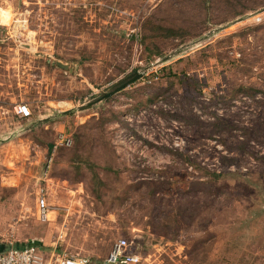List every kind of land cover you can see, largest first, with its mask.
I'll return each mask as SVG.
<instances>
[{"label": "rangeland", "instance_id": "374dc122", "mask_svg": "<svg viewBox=\"0 0 264 264\" xmlns=\"http://www.w3.org/2000/svg\"><path fill=\"white\" fill-rule=\"evenodd\" d=\"M117 241L264 264V0H0V243L108 264Z\"/></svg>", "mask_w": 264, "mask_h": 264}, {"label": "built area", "instance_id": "2783aa9c", "mask_svg": "<svg viewBox=\"0 0 264 264\" xmlns=\"http://www.w3.org/2000/svg\"><path fill=\"white\" fill-rule=\"evenodd\" d=\"M14 111L22 118L30 116L29 109L23 104L17 105ZM71 142L69 136L59 135V145L69 146ZM37 209L41 219L46 220L48 213L43 194L38 195ZM138 262L137 256L127 252L125 241H117L107 259L108 264H137ZM0 264H90V261L86 257L74 258L60 255L54 251L46 258L35 245L18 248L11 244H5L4 250L0 252Z\"/></svg>", "mask_w": 264, "mask_h": 264}, {"label": "water", "instance_id": "95a60500", "mask_svg": "<svg viewBox=\"0 0 264 264\" xmlns=\"http://www.w3.org/2000/svg\"><path fill=\"white\" fill-rule=\"evenodd\" d=\"M58 66H60L59 63H58ZM142 77H143V73L135 71L134 73L128 75L127 77H125L124 79L120 80L115 85H113L107 93H104L96 101L89 103L85 107L83 106L80 109H84L86 107H91L94 103H96L98 101H102V100H105V99H108V98L114 96L115 94L119 93L121 90L128 87L130 84L136 82L137 80L141 79ZM69 113H70V111H67L64 114H69ZM3 250H4V245L0 244V252H2Z\"/></svg>", "mask_w": 264, "mask_h": 264}, {"label": "crops", "instance_id": "0c3cea01", "mask_svg": "<svg viewBox=\"0 0 264 264\" xmlns=\"http://www.w3.org/2000/svg\"><path fill=\"white\" fill-rule=\"evenodd\" d=\"M0 244H3V245H5V243H0ZM29 245H34V244H30V243H26V244H24V245H16L15 247H18V248H22V247H25V246H29ZM36 247H38L37 245H35ZM38 249L40 250V248L38 247ZM40 252L44 255V256H46V254H44L41 250H40ZM50 253L51 252H49V255H50Z\"/></svg>", "mask_w": 264, "mask_h": 264}, {"label": "trees", "instance_id": "16d2710c", "mask_svg": "<svg viewBox=\"0 0 264 264\" xmlns=\"http://www.w3.org/2000/svg\"><path fill=\"white\" fill-rule=\"evenodd\" d=\"M166 70H169L170 68H165ZM170 73V72H169ZM170 74H172V73H170ZM109 99V98H108ZM105 100H107V99H105Z\"/></svg>", "mask_w": 264, "mask_h": 264}]
</instances>
